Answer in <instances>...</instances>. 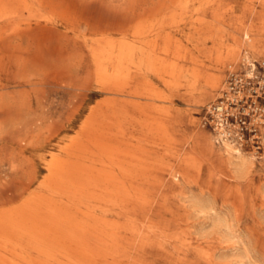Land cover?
<instances>
[{
	"label": "bare ground",
	"instance_id": "1",
	"mask_svg": "<svg viewBox=\"0 0 264 264\" xmlns=\"http://www.w3.org/2000/svg\"><path fill=\"white\" fill-rule=\"evenodd\" d=\"M75 1L0 0V72L39 64L56 34L88 59L84 94L105 96L45 160V189L0 209V264H149L138 254L150 236H166L153 219L167 202L164 179L176 185L199 167L197 155L174 138L173 97L210 93L242 46L257 48L252 27L220 0H145L109 22L84 20ZM227 13L243 33L235 47L220 36ZM58 72L60 81L71 76L64 65ZM6 86L0 80V89ZM198 142L212 148L203 132Z\"/></svg>",
	"mask_w": 264,
	"mask_h": 264
},
{
	"label": "rangeland",
	"instance_id": "2",
	"mask_svg": "<svg viewBox=\"0 0 264 264\" xmlns=\"http://www.w3.org/2000/svg\"><path fill=\"white\" fill-rule=\"evenodd\" d=\"M144 1L77 0L75 8L84 20L109 22ZM220 1L225 9L233 8V15L246 27H252L257 48L242 46L238 61L218 73L221 82L210 93L194 98L182 91L173 97L174 138L197 155L199 167L176 185L169 182L170 177L164 179L167 202L153 219L166 229V236H150L138 254L149 264H264V119L256 126L257 140L239 146L219 141L206 118L207 105L221 95L230 74L246 73L247 62L256 65L254 81L264 79V8L258 0ZM230 18L228 13L221 16L220 36L226 39L225 45L235 47L243 33ZM54 36L44 45L39 64H11L0 72V80L7 85L0 89V107H4L0 110V209L18 207L45 189V160L76 136L89 108L105 97L86 96L81 90L89 73L81 46ZM28 46L35 50V44ZM61 46L62 54L57 51ZM67 53L72 54L70 60ZM62 65L71 70V76L60 81L57 74ZM257 104L264 107L263 100ZM259 109L253 111L255 118ZM199 132L209 137L212 148L196 143ZM21 139L26 142L21 143L24 149L19 147ZM227 144L240 156L227 153Z\"/></svg>",
	"mask_w": 264,
	"mask_h": 264
},
{
	"label": "built area",
	"instance_id": "3",
	"mask_svg": "<svg viewBox=\"0 0 264 264\" xmlns=\"http://www.w3.org/2000/svg\"><path fill=\"white\" fill-rule=\"evenodd\" d=\"M247 63L246 73L230 74L221 95L206 107L207 123L215 132L217 139L239 146L246 141L257 140L256 126L262 124L264 119V107L257 104L259 100L264 101V79L255 82L256 65L253 62ZM261 66L264 68V63ZM258 108L260 114L255 118L253 111Z\"/></svg>",
	"mask_w": 264,
	"mask_h": 264
}]
</instances>
